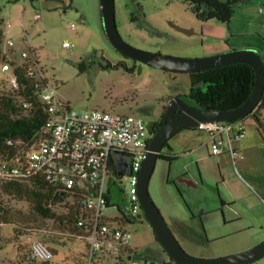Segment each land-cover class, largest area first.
I'll use <instances>...</instances> for the list:
<instances>
[{
  "label": "rangeland",
  "instance_id": "374dc122",
  "mask_svg": "<svg viewBox=\"0 0 264 264\" xmlns=\"http://www.w3.org/2000/svg\"><path fill=\"white\" fill-rule=\"evenodd\" d=\"M115 5L122 37L140 49L193 58L248 48L260 52L264 59V0H240L230 23L201 21L182 0H115ZM66 41L73 46L65 47ZM25 52L44 72L50 86L58 88L59 97L77 110L100 108L134 114L151 125L175 98L191 102L189 73L127 59L115 49L103 29L100 0H0V59L7 53L6 60L22 64L27 61ZM12 74L13 70L0 72V92L11 88ZM145 104L154 107L150 117L138 110ZM244 124L245 137L233 141L234 146L247 143L237 149L243 156L237 165L228 146L221 155H214L211 140L207 143L208 132L192 128L176 133L168 141L171 148L165 145L161 150L176 155L175 159L156 161L150 194L179 243L191 255L209 258L236 254L261 243L251 238L257 228L239 230L205 224V219L222 216L230 206L240 209V204H229L228 200L246 197L252 194L251 189L264 198V132L252 116ZM192 135L196 143L186 144ZM190 147L197 151L182 153ZM122 180L127 184L125 176ZM66 201L53 205L57 215H68L73 200ZM113 202L116 205L106 209L110 219L121 215L120 207L126 210L128 197L120 194ZM0 206L24 227L69 233L66 223L62 226L51 219L35 220L27 201L6 195L1 187ZM140 214L125 225L132 232V249L157 261H170L145 213ZM15 229L13 223L1 228L0 264H28L24 258L30 240L25 234L17 235ZM62 241L50 244L56 250L55 264H75L77 257L88 252L84 240L63 236ZM257 262L263 263L264 258Z\"/></svg>",
  "mask_w": 264,
  "mask_h": 264
},
{
  "label": "built area",
  "instance_id": "2783aa9c",
  "mask_svg": "<svg viewBox=\"0 0 264 264\" xmlns=\"http://www.w3.org/2000/svg\"><path fill=\"white\" fill-rule=\"evenodd\" d=\"M10 44L13 45V41ZM64 46L73 45L66 41ZM23 57L31 63L28 75L37 82V93L47 107L48 118L32 145L8 140V145L16 149L13 154L0 152V181L41 177L52 187L73 191L72 204L81 201L84 211L78 221L83 230L79 237L86 239L89 246L81 264H105L109 260H114L115 264H146V260L132 249V232L125 225L144 212L138 181L143 162L150 152L151 126L134 114L100 108L74 109L70 102L59 97L58 88L50 86L44 72L26 52ZM6 58L0 59V72L13 70L12 87H19L17 65ZM197 128L208 132L214 155H221L229 143L234 164L243 158L233 145L234 140L247 133L243 120L202 122ZM115 150L130 156V172L123 176L119 175L113 159ZM124 176L127 184L123 183ZM120 194L128 197L127 208L120 207L121 215L110 219L106 209L116 205L113 199ZM4 224L0 219V240ZM46 232L35 229L28 237V264H55L56 253L42 238Z\"/></svg>",
  "mask_w": 264,
  "mask_h": 264
},
{
  "label": "trees",
  "instance_id": "16d2710c",
  "mask_svg": "<svg viewBox=\"0 0 264 264\" xmlns=\"http://www.w3.org/2000/svg\"><path fill=\"white\" fill-rule=\"evenodd\" d=\"M16 2L19 0H8ZM192 9L196 17L201 21L216 19L220 22L230 23L237 5L240 0L222 1V0H182ZM134 20L135 16L132 17ZM17 65L16 73L19 76V87H12L0 92V152H15L16 147L8 145V140L23 141L32 145L39 131L45 126L48 118L47 107L42 103L37 93L36 80L28 75L30 62H24ZM191 77V89L188 95L190 103L204 110H228L243 104L251 94L255 85V70L246 63H234L212 69L200 70L189 73ZM27 105V106H26ZM264 96L261 103L250 114L237 118L235 120H245L247 117H253L258 123L260 131L264 132L263 113ZM162 125V120L152 123V134ZM198 129L197 127H189ZM166 146L170 147L169 142ZM176 155L160 153L159 158L172 161ZM0 187L3 192L17 200L27 201L32 209L35 220H55L62 226L67 224L69 233L61 231L56 233L48 231L42 234V238L49 245L63 243V236L70 240L80 239L86 242L87 250L89 248L87 240L79 237L83 230L78 226V221L84 211L82 202L76 200L69 207V213L65 217L57 215L53 205L63 203L71 199L73 191L58 189L49 185L41 177H35L26 181L8 180L0 181ZM67 203V201H66ZM0 219L4 223H13L16 225L17 235L25 234L30 236L32 231L39 229L37 226H22L18 220L13 219L12 214L0 206ZM61 230V229H59ZM25 254V262L30 263L29 243ZM52 247V246H51ZM56 253L54 247H52ZM86 256V255H85ZM77 257L76 264H81L84 257ZM146 260V264H178L170 256V261H157L151 259L146 254H140Z\"/></svg>",
  "mask_w": 264,
  "mask_h": 264
},
{
  "label": "water",
  "instance_id": "95a60500",
  "mask_svg": "<svg viewBox=\"0 0 264 264\" xmlns=\"http://www.w3.org/2000/svg\"><path fill=\"white\" fill-rule=\"evenodd\" d=\"M103 29L111 44L123 56L141 61L150 66L172 72L191 73L234 63H246L255 70V85L247 100L240 106L228 110H204L190 104L183 98H175L162 119V125L153 134L150 152L144 160L138 181L139 199L144 213L153 227L155 236L166 253L178 264H250L264 258V241L246 251L218 257H197L189 254L179 243L160 209L154 202L149 183L156 161L166 143L179 131L198 127L202 122L214 120H235L252 113L264 96V59L255 49H232L223 53L204 57H178L140 49L128 43L121 35L116 19L115 0H100ZM187 34L192 32L185 31ZM140 111L151 116L152 109ZM113 159L120 176L130 172V156L121 151H113Z\"/></svg>",
  "mask_w": 264,
  "mask_h": 264
},
{
  "label": "crops",
  "instance_id": "0c3cea01",
  "mask_svg": "<svg viewBox=\"0 0 264 264\" xmlns=\"http://www.w3.org/2000/svg\"><path fill=\"white\" fill-rule=\"evenodd\" d=\"M185 138V137H184ZM195 136L192 135L191 137L189 136L186 139V144H194L196 143L195 141ZM210 139H207V143H209ZM247 143L241 142L238 144V146H234L236 149H239L238 147L245 146ZM230 146L229 143H227L224 146V150L226 147ZM197 148L195 147H190L185 149L182 153L183 154H191L193 152H196ZM224 153V151H223ZM204 157L198 158V159H203ZM245 164V163H243ZM248 167V166H244ZM248 169V168H247ZM201 181L203 182V178H201ZM252 194L246 196V197H241V198H231L228 200V203H236L240 204V209H236L233 207H228L227 210H224V213L222 216H217L212 219H205V224L208 227L211 226H225V227H236L239 230H245V229H255L257 228V232L251 237L254 243H260L264 241V198L262 194L255 189H251ZM263 208L262 210H259V208ZM250 264H264L263 263H250Z\"/></svg>",
  "mask_w": 264,
  "mask_h": 264
},
{
  "label": "flooded vegetation",
  "instance_id": "af4514ba",
  "mask_svg": "<svg viewBox=\"0 0 264 264\" xmlns=\"http://www.w3.org/2000/svg\"><path fill=\"white\" fill-rule=\"evenodd\" d=\"M118 51V50H117ZM126 57V56H125ZM127 59H130L129 57H126ZM152 105H149V104H145V105H141V106H139V112L142 114V115H144V116H146V117H150L149 115H146V114H144V112H141L140 111V109L141 108H148V109H152V111H153V113H154V107H151ZM169 108V107H168ZM168 108H166V109H164V111H163V113H162V115H161V117H160V119L162 120L163 119V116L165 115V113H166V111L168 110ZM144 109V110H145ZM153 115V114H152ZM159 119V120H160ZM150 126H152V124L150 125ZM150 133L152 134V127H150ZM153 135V134H152ZM129 165H130V161H129Z\"/></svg>",
  "mask_w": 264,
  "mask_h": 264
}]
</instances>
